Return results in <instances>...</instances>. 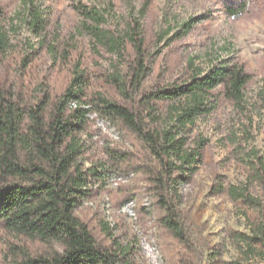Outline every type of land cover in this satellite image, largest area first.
Masks as SVG:
<instances>
[{
  "label": "trees",
  "instance_id": "1",
  "mask_svg": "<svg viewBox=\"0 0 264 264\" xmlns=\"http://www.w3.org/2000/svg\"><path fill=\"white\" fill-rule=\"evenodd\" d=\"M20 5V22L28 37L15 39L12 28L5 26L0 5V62L11 69L10 82L0 87V218L8 230L51 250L16 264H132L125 246L115 237L110 245L100 243L75 212L108 191L112 179L129 173L144 183L153 198L161 228L174 240L187 243L180 186L197 171L208 143L206 138L191 139L190 134L221 99L247 120L227 135L245 182L230 184L226 192L251 229L232 236L244 248L245 264H264V256L256 255V245L264 244V206L249 191L251 184L264 190V150L251 144L248 126L251 115L264 110V93L250 102L246 94L250 76L244 67L221 56L204 68L189 60L183 79L144 91L152 54L142 35L146 5L119 27L112 24V5L78 2L74 9L88 49L92 56L110 58L104 80L126 102L118 104L93 89L82 62H71L75 46L59 51L46 43L47 10L41 0H20ZM193 23L195 18L183 22L176 35H186ZM171 31L170 27L160 32L156 43ZM43 47L54 64L47 75L38 77L32 65ZM91 114L120 130L129 146L105 147L104 160L85 166L80 134Z\"/></svg>",
  "mask_w": 264,
  "mask_h": 264
},
{
  "label": "rangeland",
  "instance_id": "2",
  "mask_svg": "<svg viewBox=\"0 0 264 264\" xmlns=\"http://www.w3.org/2000/svg\"><path fill=\"white\" fill-rule=\"evenodd\" d=\"M78 2L101 7L112 5V24L119 27L129 18H136L146 5L141 19L142 35L152 54L144 91L183 79L189 60L195 67L204 68L221 56L238 62L249 74L246 94L250 102L256 101L259 92L264 93V0H41L47 10L46 43L55 44L59 51L75 46L71 62L80 61L88 69L93 89L124 105L125 100L104 80L110 58L92 56L88 49L87 36L79 27L80 16L74 9ZM0 5L7 18L6 28L15 32L13 39L28 37L20 22V0H0ZM193 18L195 23L190 31L178 37L181 24ZM170 27L172 31L157 44L158 34ZM31 41L36 40L31 38ZM53 64L43 47L32 72L38 77L47 75ZM10 73V67L0 62V87L10 82ZM246 121L237 115L228 100L221 99L218 108L199 120L190 134L191 139L206 138L208 143L197 171L180 186V210L187 243L174 240L161 228L153 198L132 173L112 179L108 191L77 207L76 215L100 243L110 245L115 237L128 250L132 264H245L248 257L232 232L250 233L251 225L230 200L226 188L245 182L243 172L233 161L227 135L237 126L247 124ZM251 121L248 124L251 144L264 150V110L257 109ZM80 137L85 166L104 160L105 147L129 146L120 130L95 114L89 116L88 126ZM249 191L264 206L263 188L251 184ZM122 200L123 204L119 205ZM256 248L260 253L256 255L264 256V244ZM50 250L42 242L8 230L0 218V264H16Z\"/></svg>",
  "mask_w": 264,
  "mask_h": 264
}]
</instances>
